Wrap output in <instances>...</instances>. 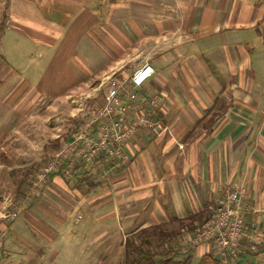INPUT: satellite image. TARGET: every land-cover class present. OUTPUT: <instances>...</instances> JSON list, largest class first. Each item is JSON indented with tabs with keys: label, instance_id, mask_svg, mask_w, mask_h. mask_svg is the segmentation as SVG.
<instances>
[{
	"label": "crops",
	"instance_id": "0c3cea01",
	"mask_svg": "<svg viewBox=\"0 0 264 264\" xmlns=\"http://www.w3.org/2000/svg\"><path fill=\"white\" fill-rule=\"evenodd\" d=\"M16 4L8 27L37 32L49 42L54 38L62 59L83 41L93 56L90 41L112 51L106 64L93 66L69 56L66 67L50 69L49 81L29 88L38 97L47 92L61 97L92 84L105 85V97L115 74L126 78L144 64L153 70L135 90L126 117L143 116L152 124L137 128L124 143L128 165L118 173L87 171L96 184L89 191L67 187L65 168L47 177L25 202L27 230L37 237L46 230L32 208L67 219L83 205L98 209L101 203L111 206L122 247L151 242L194 258L215 256L210 245L189 247L187 239L211 222L224 191L241 189L248 208L246 232L259 233L262 244L258 254L236 264H264V0ZM99 75L101 83H94ZM153 96L161 100L151 108L146 103ZM75 170L80 175L78 166ZM114 237L103 229L91 242L105 240L108 248Z\"/></svg>",
	"mask_w": 264,
	"mask_h": 264
},
{
	"label": "rangeland",
	"instance_id": "374dc122",
	"mask_svg": "<svg viewBox=\"0 0 264 264\" xmlns=\"http://www.w3.org/2000/svg\"><path fill=\"white\" fill-rule=\"evenodd\" d=\"M18 2L0 0V264H124L126 253L132 257L138 247L133 245V240L132 244L122 247L111 206L98 203L96 209L91 204L83 205L68 213L67 219L32 208L30 212L46 228L39 237L27 230L23 221V208L28 202L24 198L35 174L59 151L66 137L96 118L105 85H84L61 97H52L48 92L38 97L29 88L36 89L40 83L49 81L50 69L55 65L66 67L69 56L83 57L93 66L106 64L112 51L104 44L90 41L93 56L88 54L82 40L76 53L62 59L57 54L59 42L54 38L50 43L48 37H41L37 32H26L12 24L8 27L12 7ZM101 79L99 75L93 80L100 84ZM59 141L58 149L53 147ZM92 181L89 179L88 184ZM75 185L78 184L69 182L68 187ZM11 214L17 217L10 220ZM103 229L115 236L108 248L105 240L91 242ZM149 243L140 249H170ZM259 249L253 254H258ZM178 255L182 257L181 250ZM192 261L194 264L195 260Z\"/></svg>",
	"mask_w": 264,
	"mask_h": 264
},
{
	"label": "built area",
	"instance_id": "2783aa9c",
	"mask_svg": "<svg viewBox=\"0 0 264 264\" xmlns=\"http://www.w3.org/2000/svg\"><path fill=\"white\" fill-rule=\"evenodd\" d=\"M152 75V68L144 64L126 78H110L106 96L96 118L81 126L59 151L47 160L28 186L24 200L36 196L47 177L63 168L67 172L81 166L85 171L89 168H92V171L101 168L114 173L113 171H120L126 167L129 158L125 153L124 143L131 138L137 128L145 129L152 126L143 116L126 118L131 111L130 103L135 100V90L141 88ZM160 100V97L153 96L146 104L154 108L155 103ZM109 166H112L111 170L108 169ZM242 191L226 190L222 193L223 198L216 206L211 222L196 229L188 237L189 247L210 245L215 258L221 264H235L239 258L257 251L262 239L257 232H246L245 218L248 208L245 206ZM16 217L15 214H11L10 220Z\"/></svg>",
	"mask_w": 264,
	"mask_h": 264
},
{
	"label": "trees",
	"instance_id": "16d2710c",
	"mask_svg": "<svg viewBox=\"0 0 264 264\" xmlns=\"http://www.w3.org/2000/svg\"><path fill=\"white\" fill-rule=\"evenodd\" d=\"M211 72L214 74L213 70H211ZM73 134L74 133H72V135ZM72 135H69L68 137H66L64 139V141H62V142L65 143L66 141H68ZM60 142L61 141L55 142L56 145L53 147L57 148L56 146H58L60 144ZM79 168L82 170L81 171L82 174L81 173H80V175H77L75 173L73 174V172L76 171V170H73L71 172V174L68 175V177L66 179L67 187L69 185V182H73V184H78V185L70 186L71 190H73V189L77 188V186H79L81 188H87L86 191H89V189L93 188L96 185L95 183L94 184L93 183L88 184L90 177L87 176V171H92V168H89L87 171H84L81 168V166H78V169ZM108 169L111 170L112 166H109ZM118 171L119 170H115L113 172L118 173ZM59 172H61V170ZM28 176H29V174H28ZM53 176L54 175L48 176V179H51ZM30 178L32 179L33 176H31ZM243 244H245L244 241H243ZM167 248H171V247H167ZM193 259L195 260L194 264H221L220 261L215 258V256L208 255V254L202 255L198 258H194V256L192 257L189 255H182V257H179V255L177 253H175L173 251V249H168V250L162 249V251H151L150 249L143 250L140 248L137 249L136 255H134L132 257H130L129 254L126 253L124 264H193V261H192Z\"/></svg>",
	"mask_w": 264,
	"mask_h": 264
}]
</instances>
